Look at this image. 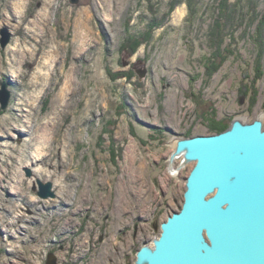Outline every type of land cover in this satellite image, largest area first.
<instances>
[{
    "label": "rangeland",
    "instance_id": "rangeland-1",
    "mask_svg": "<svg viewBox=\"0 0 264 264\" xmlns=\"http://www.w3.org/2000/svg\"><path fill=\"white\" fill-rule=\"evenodd\" d=\"M192 2L0 0V264H135L175 136L264 121V0Z\"/></svg>",
    "mask_w": 264,
    "mask_h": 264
},
{
    "label": "water",
    "instance_id": "water-1",
    "mask_svg": "<svg viewBox=\"0 0 264 264\" xmlns=\"http://www.w3.org/2000/svg\"><path fill=\"white\" fill-rule=\"evenodd\" d=\"M172 144L169 173L194 163L184 200L161 223L153 244L138 249L135 264H264L262 116L252 122L236 117L220 133L175 136ZM51 186L40 194L53 196Z\"/></svg>",
    "mask_w": 264,
    "mask_h": 264
},
{
    "label": "trees",
    "instance_id": "trees-1",
    "mask_svg": "<svg viewBox=\"0 0 264 264\" xmlns=\"http://www.w3.org/2000/svg\"><path fill=\"white\" fill-rule=\"evenodd\" d=\"M188 5H189V8L191 10V13L196 12V9L193 8L194 7V2H192V0H189V4ZM174 6H175V3H174V5L171 4V8H174ZM219 27H220L219 23H216V27L213 29L212 33L213 34H219V31H217ZM215 32H217V33H215ZM220 35H221V33H220ZM229 126H230L229 124L228 125L217 124L216 126H212L209 129L208 133H210V134L220 133V132L226 130ZM184 136H192V133L190 131H188V132L184 133Z\"/></svg>",
    "mask_w": 264,
    "mask_h": 264
},
{
    "label": "bare ground",
    "instance_id": "bare-ground-1",
    "mask_svg": "<svg viewBox=\"0 0 264 264\" xmlns=\"http://www.w3.org/2000/svg\"><path fill=\"white\" fill-rule=\"evenodd\" d=\"M81 26V25H80ZM86 27L85 23H83L82 27ZM85 31H86V28H85ZM14 129V128H13ZM1 130V129H0ZM43 137V136H42ZM37 144V143H36ZM22 189V188H21ZM19 195V194H18ZM17 196V195H16Z\"/></svg>",
    "mask_w": 264,
    "mask_h": 264
}]
</instances>
